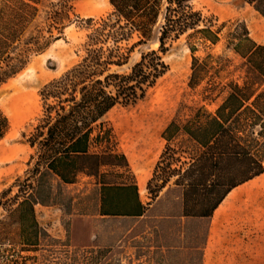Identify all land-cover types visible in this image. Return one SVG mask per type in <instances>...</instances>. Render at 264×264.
Wrapping results in <instances>:
<instances>
[{"label":"rangeland","instance_id":"rangeland-1","mask_svg":"<svg viewBox=\"0 0 264 264\" xmlns=\"http://www.w3.org/2000/svg\"><path fill=\"white\" fill-rule=\"evenodd\" d=\"M190 5L204 22L197 29L210 27L217 42L192 32L167 41L166 51L159 54L167 71L144 99L133 106H116L92 126L90 153L115 156L105 161L118 165L103 169L102 180L121 183L133 178L137 183L136 173L141 172L147 177L140 194L143 201L150 198L146 186L158 162L150 184L155 192L170 175L169 166L178 168L199 152L183 127L197 118L205 122L233 87H242L249 78L250 65L234 46L244 34L264 46V18L243 0H190ZM112 11L109 0H0V111L9 124L0 141V264H205L207 256L211 264H245L235 263L234 256L250 243L245 220L264 221V172L253 185L226 196L207 219L178 220L180 188L167 195L162 192L148 218L100 217L98 179L80 174L73 184H62L45 170L39 145L29 146L42 125L41 94L46 85L79 64L91 48L117 47L125 55L137 42L133 34L116 47L110 42L89 46L87 35ZM188 47L194 50L193 67ZM247 47L244 43L237 50ZM150 51H158L156 42L136 46L125 65L110 67L109 72L128 73ZM252 90L264 94V81ZM150 109L157 132L153 154L145 159L144 150L129 149L120 124ZM163 134L172 141L166 143ZM97 135L100 139L95 142ZM248 135L263 143L264 152V124L249 128ZM31 221L36 234L29 238ZM249 238L254 241L253 235Z\"/></svg>","mask_w":264,"mask_h":264},{"label":"trees","instance_id":"trees-1","mask_svg":"<svg viewBox=\"0 0 264 264\" xmlns=\"http://www.w3.org/2000/svg\"><path fill=\"white\" fill-rule=\"evenodd\" d=\"M243 1L264 18V0ZM109 4L113 11L87 35L89 46L110 42L116 47L118 43L128 42L133 34H137V42L125 55L119 54L117 47L107 51L101 47L91 48L79 64L46 85L41 94L44 102L42 125L36 128L29 146L39 145L45 170L62 184H73L80 174L97 178L100 217H140L145 208L139 202L133 178L121 183L102 180L103 169L118 165L105 161L115 156L90 153L92 126L116 106L129 107L144 99L146 92L167 71L159 55L166 51L167 41H176L192 32L202 34L205 40L215 44L217 36L206 25L197 29L204 22L200 13L191 7L190 0H109ZM150 42L158 44V51L142 54L128 73L109 72L110 67L125 65L133 48ZM244 43L248 45L246 50H237ZM47 46L38 47L37 51ZM188 49L193 67L194 50ZM234 50L249 63V78L242 87L234 86L215 114L205 122L199 123L197 118L183 127L184 135L195 143L199 152L178 168L170 170L169 166L170 175L162 181L158 191L152 190L150 184L157 175L159 162L147 183L146 189L153 201L163 191L166 194L173 188L181 189L182 218H178L179 221L210 218L235 187L264 172L263 143L248 135L249 128L264 124L260 115L264 114V94H255L252 90L259 81H264V46L256 45L244 34ZM193 79L192 74L190 83ZM8 130V120L0 111V141ZM164 134L163 139L170 143L173 137ZM99 139L97 135L94 140ZM164 155L165 152L160 159ZM122 167L127 169V164L124 162ZM35 226L31 221L27 229L29 238L32 233L36 234L33 232Z\"/></svg>","mask_w":264,"mask_h":264},{"label":"bare ground","instance_id":"bare-ground-1","mask_svg":"<svg viewBox=\"0 0 264 264\" xmlns=\"http://www.w3.org/2000/svg\"><path fill=\"white\" fill-rule=\"evenodd\" d=\"M120 128L123 132L125 142L129 143V149H131V151L134 149L136 150L137 148L144 150L145 159H148L149 156L153 154L155 144L154 137L157 132L154 109H150L137 116L130 115L120 124ZM131 157L134 159L135 154L131 153ZM155 159L156 156H154V160ZM136 179L137 187L139 188L140 194H142L147 177L141 172H137ZM257 179L258 178L235 188L230 194L234 193L235 190L239 191L247 185H253ZM245 228V237L250 243L248 245L244 243L245 249L236 253L234 256L235 263L245 262V264H264V221H254L247 218L245 220ZM252 235L254 236V241H251L249 238V236ZM205 264H211L208 256Z\"/></svg>","mask_w":264,"mask_h":264},{"label":"crops","instance_id":"crops-1","mask_svg":"<svg viewBox=\"0 0 264 264\" xmlns=\"http://www.w3.org/2000/svg\"><path fill=\"white\" fill-rule=\"evenodd\" d=\"M166 142V141H165ZM135 186H136V188H137V193H138V199H139V202H140V204L145 208V212H144V214L142 215V216H140V217H122V218H129V219H136V220H139V219H142V218H148V216H146V214H147V212L149 211V209H151V207H153V205L154 204H156V203H158V201L161 199V197L163 196V193H161L160 195H159V197H157L154 201L153 200H151L150 198L149 199H146V201H143L142 199H141V197H140V192H139V188L137 187V183H135ZM97 187H98V203H97V214H98V216H99V207H100V197H101V195H100V185L99 184H97ZM147 187V186H146ZM146 191H147V189H146ZM164 192V195H167L169 192H167L166 194H165V191H163ZM231 193V192H230ZM229 193V194H230ZM228 194V195H229ZM227 195V196H228ZM150 196V195H149ZM180 198H181V196H180ZM181 206H182V199H181ZM219 207V206H218ZM218 209V208H217ZM216 209V210H217ZM216 210L214 211V212H216ZM182 218V217H181ZM160 251H161V249H159ZM146 264V263H145ZM148 264H155L154 262L153 263H151V262H148Z\"/></svg>","mask_w":264,"mask_h":264}]
</instances>
